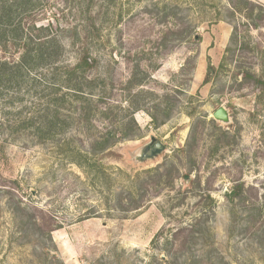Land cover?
Returning <instances> with one entry per match:
<instances>
[{
    "label": "rangeland",
    "instance_id": "374dc122",
    "mask_svg": "<svg viewBox=\"0 0 264 264\" xmlns=\"http://www.w3.org/2000/svg\"><path fill=\"white\" fill-rule=\"evenodd\" d=\"M247 1H38L60 64L97 65L80 98L13 96L10 118L67 123L0 127V264H264V0ZM150 137L164 151L140 163Z\"/></svg>",
    "mask_w": 264,
    "mask_h": 264
},
{
    "label": "trees",
    "instance_id": "16d2710c",
    "mask_svg": "<svg viewBox=\"0 0 264 264\" xmlns=\"http://www.w3.org/2000/svg\"><path fill=\"white\" fill-rule=\"evenodd\" d=\"M38 1L0 0V50L4 53L11 48L14 54L0 55V106L3 118L0 127H9L11 132L32 128L36 132H46L44 136L48 137L54 130L63 131L67 121H60L56 112L52 115L44 112L43 116L22 114L25 107H20L16 117L10 118L9 110H13L16 103H23V98L19 96L14 100V94L17 95L21 91L36 92L40 87L44 90V86L53 87L52 90L58 93L65 84L67 93L71 92L69 94L80 98L78 96H81L79 93L82 88L92 85V81L85 79L82 74L94 68L97 62L90 56L88 49H85L79 54L74 65L60 64L64 48L57 37L52 35V29H58L56 19H47L46 26H39L34 15L39 6ZM236 1L237 5L248 8L251 17L257 6L247 0ZM263 10L264 8L259 9ZM209 75L210 73H207V77ZM65 96H58L59 98L52 99V102L64 103ZM100 146L101 152L107 155L115 154L110 151L112 143L102 141ZM238 192L239 186H235L229 195L234 197Z\"/></svg>",
    "mask_w": 264,
    "mask_h": 264
},
{
    "label": "water",
    "instance_id": "95a60500",
    "mask_svg": "<svg viewBox=\"0 0 264 264\" xmlns=\"http://www.w3.org/2000/svg\"><path fill=\"white\" fill-rule=\"evenodd\" d=\"M213 119L226 125L230 122L228 111L222 107L214 112ZM163 151L164 145L154 137H150L149 143L136 153L137 161L140 163L154 161Z\"/></svg>",
    "mask_w": 264,
    "mask_h": 264
}]
</instances>
